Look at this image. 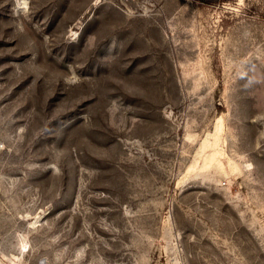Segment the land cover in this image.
Returning a JSON list of instances; mask_svg holds the SVG:
<instances>
[{
	"label": "rangeland",
	"instance_id": "rangeland-1",
	"mask_svg": "<svg viewBox=\"0 0 264 264\" xmlns=\"http://www.w3.org/2000/svg\"><path fill=\"white\" fill-rule=\"evenodd\" d=\"M0 264H264V0H0Z\"/></svg>",
	"mask_w": 264,
	"mask_h": 264
},
{
	"label": "trees",
	"instance_id": "trees-1",
	"mask_svg": "<svg viewBox=\"0 0 264 264\" xmlns=\"http://www.w3.org/2000/svg\"><path fill=\"white\" fill-rule=\"evenodd\" d=\"M199 1H202V2H208L209 0H199Z\"/></svg>",
	"mask_w": 264,
	"mask_h": 264
}]
</instances>
